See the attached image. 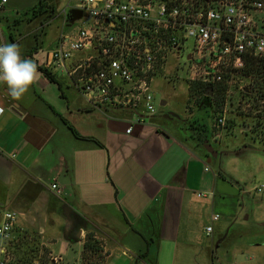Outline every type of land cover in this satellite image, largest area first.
Segmentation results:
<instances>
[{
	"label": "crops",
	"instance_id": "0c3cea01",
	"mask_svg": "<svg viewBox=\"0 0 264 264\" xmlns=\"http://www.w3.org/2000/svg\"><path fill=\"white\" fill-rule=\"evenodd\" d=\"M40 1L0 10V43L17 44L41 74L19 100L0 84V223L17 213L14 255L82 264L92 235L102 264H264V193L255 190L264 178L253 181L264 158L214 145L213 157L193 114L94 108L68 75L86 53L64 68L52 56L91 19L80 0H46L33 13Z\"/></svg>",
	"mask_w": 264,
	"mask_h": 264
},
{
	"label": "built area",
	"instance_id": "2783aa9c",
	"mask_svg": "<svg viewBox=\"0 0 264 264\" xmlns=\"http://www.w3.org/2000/svg\"><path fill=\"white\" fill-rule=\"evenodd\" d=\"M6 3L0 2V10ZM78 9L92 22L62 35L52 56L64 68L77 53H86L68 75L99 110L155 114L154 78L170 58H184L188 87L199 82L206 91L250 78L252 73L245 72L249 61L264 62V0H95L94 6L80 0ZM226 110L215 127L224 125ZM51 188L62 195L57 182ZM255 190L264 193V182ZM17 219L16 212L8 211L0 223V264H29L10 249Z\"/></svg>",
	"mask_w": 264,
	"mask_h": 264
},
{
	"label": "rangeland",
	"instance_id": "374dc122",
	"mask_svg": "<svg viewBox=\"0 0 264 264\" xmlns=\"http://www.w3.org/2000/svg\"><path fill=\"white\" fill-rule=\"evenodd\" d=\"M184 62V58H170L164 70L154 78L157 109L166 112L174 110L181 116L193 114L192 119L195 118L203 126L207 138L221 155L246 149L252 155L264 158V98L259 91L264 74L252 72L250 78L237 79L231 87H220L207 96L199 82L191 84L200 85L197 91L188 88V64ZM162 100L167 102L166 106L161 105ZM225 108L224 125L214 128L216 118L223 115ZM245 125L249 127L247 130H244ZM237 163L241 168L248 166L243 160ZM256 170L253 181L264 178V169ZM18 259L31 264L34 256L31 254Z\"/></svg>",
	"mask_w": 264,
	"mask_h": 264
},
{
	"label": "clouds",
	"instance_id": "9594fccd",
	"mask_svg": "<svg viewBox=\"0 0 264 264\" xmlns=\"http://www.w3.org/2000/svg\"><path fill=\"white\" fill-rule=\"evenodd\" d=\"M94 3L95 0H85L88 6H94ZM40 76L37 64L32 59L23 58L17 44L0 43V84L6 85L12 99H21L40 80ZM3 113L4 108L0 107V115Z\"/></svg>",
	"mask_w": 264,
	"mask_h": 264
},
{
	"label": "trees",
	"instance_id": "16d2710c",
	"mask_svg": "<svg viewBox=\"0 0 264 264\" xmlns=\"http://www.w3.org/2000/svg\"><path fill=\"white\" fill-rule=\"evenodd\" d=\"M45 1L46 0H41L39 2V4L34 7L33 9H31V11L33 13H37L38 11H40L44 6H45ZM246 74L249 73H257V74H264V62L260 61L258 59L249 61L248 65H247V69H246ZM263 84H259V91L262 93L264 98V81H262ZM200 87V85L198 84H193L192 86H190V90L191 91H197L198 88ZM205 88H204V92L205 93ZM208 102V101H207ZM211 104V103H210ZM213 106V105H212ZM197 123V122H195ZM203 126L200 124H198L197 128L201 129V130H205L202 128ZM102 251L100 242L95 239L92 235H88L87 236V241L85 243V247L83 250V256H82V264H102L101 261V255L99 254ZM98 254V256H97ZM97 257V259H94V257Z\"/></svg>",
	"mask_w": 264,
	"mask_h": 264
},
{
	"label": "water",
	"instance_id": "95a60500",
	"mask_svg": "<svg viewBox=\"0 0 264 264\" xmlns=\"http://www.w3.org/2000/svg\"><path fill=\"white\" fill-rule=\"evenodd\" d=\"M213 92V89L210 87L207 91H206V95L207 96H211ZM249 127L247 125L244 126V130H247ZM204 148L209 152V154H211L213 157L218 155V151L213 147L212 144L209 143L208 140H206L204 142Z\"/></svg>",
	"mask_w": 264,
	"mask_h": 264
}]
</instances>
